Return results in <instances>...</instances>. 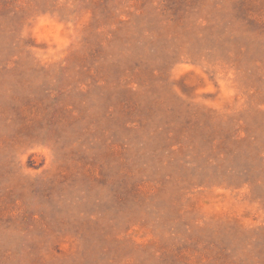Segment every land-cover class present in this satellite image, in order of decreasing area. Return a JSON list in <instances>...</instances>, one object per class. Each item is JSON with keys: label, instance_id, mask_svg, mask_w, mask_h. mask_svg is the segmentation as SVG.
Returning a JSON list of instances; mask_svg holds the SVG:
<instances>
[{"label": "rangeland", "instance_id": "rangeland-1", "mask_svg": "<svg viewBox=\"0 0 264 264\" xmlns=\"http://www.w3.org/2000/svg\"><path fill=\"white\" fill-rule=\"evenodd\" d=\"M0 264H264V0H0Z\"/></svg>", "mask_w": 264, "mask_h": 264}]
</instances>
